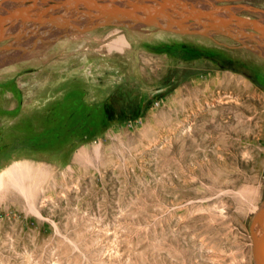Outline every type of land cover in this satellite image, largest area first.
<instances>
[{
	"label": "rangeland",
	"instance_id": "1",
	"mask_svg": "<svg viewBox=\"0 0 264 264\" xmlns=\"http://www.w3.org/2000/svg\"><path fill=\"white\" fill-rule=\"evenodd\" d=\"M215 40L104 27L0 51V264H255L264 57Z\"/></svg>",
	"mask_w": 264,
	"mask_h": 264
},
{
	"label": "water",
	"instance_id": "2",
	"mask_svg": "<svg viewBox=\"0 0 264 264\" xmlns=\"http://www.w3.org/2000/svg\"><path fill=\"white\" fill-rule=\"evenodd\" d=\"M0 12V51L41 47L58 38L104 27L156 29L213 41L227 38L264 57V20L238 15L227 5L190 0H11ZM255 264H264V202L250 225Z\"/></svg>",
	"mask_w": 264,
	"mask_h": 264
},
{
	"label": "bare ground",
	"instance_id": "3",
	"mask_svg": "<svg viewBox=\"0 0 264 264\" xmlns=\"http://www.w3.org/2000/svg\"><path fill=\"white\" fill-rule=\"evenodd\" d=\"M190 1H193V0H190ZM195 2V1H194ZM263 19V18H262ZM264 20V19H263ZM139 31V30H138ZM88 34V33H86ZM85 35V34H83ZM75 36H81V35H75ZM73 36V37H75ZM71 38V37H70ZM119 42L121 43H126V39H120L118 40ZM116 43V42H115ZM122 44V45H123ZM111 47H114V46H111ZM126 47V46H125ZM90 50V49H88ZM122 50V49H121ZM19 166V165H18ZM28 167V166H27ZM22 168V167H20ZM27 170V169H26ZM10 171V170H9ZM11 172V171H10ZM28 174V173H27ZM8 175V174H7ZM11 177L13 178V180H15L19 185H23L24 181L27 180L28 177H26V171L22 169H14L12 172H11ZM3 178V177H2ZM24 187V186H23ZM28 191V190H27ZM28 193V192H27Z\"/></svg>",
	"mask_w": 264,
	"mask_h": 264
}]
</instances>
